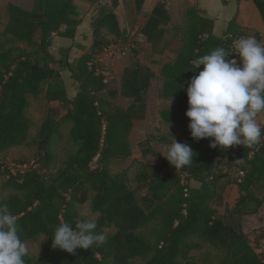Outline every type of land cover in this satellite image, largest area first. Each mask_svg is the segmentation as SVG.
<instances>
[{"label": "trees", "instance_id": "16d2710c", "mask_svg": "<svg viewBox=\"0 0 264 264\" xmlns=\"http://www.w3.org/2000/svg\"><path fill=\"white\" fill-rule=\"evenodd\" d=\"M78 1L98 4L93 20L94 41L91 49L69 62V48L56 58L49 50L53 36L73 37L82 15ZM102 0H34L32 9L8 4V20L0 30V151L28 142L32 126L28 116L30 98L45 92L48 101L59 100V109H49L35 140L36 159L24 173L8 177L2 184L0 204L6 203L17 219L18 235L23 242L44 235L49 245L38 257L25 256V264H264L242 227L244 215L257 213L264 203V125L261 142L251 148L243 145L225 150L209 147L210 138L195 141L189 130L187 87L190 79L203 69L193 70V61L217 47L234 53L233 43L246 34L233 18L223 36L214 33L215 19L195 5L186 9L187 26L172 60L162 64L161 98L174 101L175 107L160 112L169 134L158 138L167 146L177 124L187 129L178 142L194 151L193 162L181 169L147 141H141L143 157L153 155L137 174L146 192L139 195L130 185L126 171L113 174L110 163L132 155L130 135L136 120L146 117L148 90L156 72L135 54L124 68L119 83L100 72L97 57L114 42L104 36L105 29L114 37L126 34L121 29L115 8ZM145 0H135L138 13ZM161 0L141 28L154 52L169 45L166 34L172 20ZM264 19V0H254ZM65 29L62 30V26ZM175 26V25H174ZM38 34V37H37ZM258 42L259 32H254ZM226 59H236L233 54ZM59 64V68L56 64ZM69 69L79 82V91L69 98L61 70ZM183 86V87H181ZM131 99L127 107L115 106L113 99ZM70 122L68 140L75 145L58 165V148L64 140L61 126ZM148 139V136L146 137ZM157 139V138H156ZM237 169V175L229 172ZM189 181L185 183L183 177ZM235 183L239 196L233 208L220 213L227 187ZM7 192V193H4ZM91 201L97 234H106L103 246L76 254L53 249L54 229L61 222L75 228L82 219L80 206ZM106 227H114L107 233ZM152 228L150 233L144 229ZM205 244L219 251L216 263L197 261L191 252ZM141 262H136V259Z\"/></svg>", "mask_w": 264, "mask_h": 264}, {"label": "clouds", "instance_id": "9594fccd", "mask_svg": "<svg viewBox=\"0 0 264 264\" xmlns=\"http://www.w3.org/2000/svg\"><path fill=\"white\" fill-rule=\"evenodd\" d=\"M234 53L217 47L193 61L194 75L187 87L191 137L195 141L210 138V148L222 150L243 145L251 148L261 142L258 116L264 113V45L255 37H239ZM236 54V59H226ZM183 87V86H181ZM177 170L193 162L194 151L173 136L166 152L161 153ZM86 215V214H84ZM54 229L51 247L75 255L95 244L103 246L106 234H97V223L78 219L75 228L61 222ZM28 246L18 235L17 219L6 203L0 204V264H25Z\"/></svg>", "mask_w": 264, "mask_h": 264}, {"label": "rangeland", "instance_id": "374dc122", "mask_svg": "<svg viewBox=\"0 0 264 264\" xmlns=\"http://www.w3.org/2000/svg\"><path fill=\"white\" fill-rule=\"evenodd\" d=\"M13 3L18 7L25 9H32L34 2L31 0H0V30H4L8 20V4ZM186 9L178 10L175 12L176 23L170 24L169 31L166 34L165 39L169 40L167 52H153L150 46H146L144 37L139 34V28L134 34L125 28L126 34L122 38L114 37L107 30H103L102 34L108 36L113 40V44L104 52H102V60L99 64L100 72L104 73L110 82L119 83V75L121 68L127 63H132L135 54L140 60L151 62L158 70L159 65L163 62L173 59L175 52L181 44L182 36L187 26ZM175 25V26H174ZM246 29V30H245ZM246 34L243 37H252L255 32L252 28L245 27ZM38 37V34H37ZM4 37L0 38L3 41ZM240 64V63H238ZM104 71V72H103ZM160 77H157L148 90V110L145 122H139L134 124L133 130L130 135V143L132 146V155L128 158L115 159L110 163V169L113 174L126 171L129 177L130 185L135 188L139 195L146 192V189L142 187L136 176L143 169L144 162L152 161L156 162L153 155L143 157L141 154V147L143 145L141 141H147L144 147L151 145L155 150L164 153L166 152V145L158 142V138L163 135L169 134V127L160 122V112L165 108L175 107L174 101L161 98L159 90L161 87ZM130 100L127 98L119 97L112 100L113 105L127 107ZM48 103L43 95L40 97H31V106L28 109V115L31 118L32 126L30 130V136L28 142L20 147L11 148L4 152L0 151V192L2 191V184L8 177L7 170L16 174L20 167L26 168L32 166L36 159L37 145L35 140L40 130V125L47 115ZM64 133V140L58 148V165L62 164L63 160L69 152L75 150V145L68 140V133L70 130V123L66 122L62 126ZM187 129H184L181 125L177 124L174 130V136L181 137L183 133H186ZM148 136V139L146 137ZM157 138V139H156ZM232 176L237 175V169H233L229 172ZM185 183L190 182L187 176L183 177ZM234 185H231L226 189L224 193V199L220 206V210L224 211L225 208L231 209L236 200L237 188L234 189ZM7 193V192H4ZM86 214V215H84ZM80 216L82 219L95 220L99 217L98 212H94L91 207V201L86 202L80 206ZM256 216V217H255ZM253 219L251 216L247 219L245 224V231L252 242L261 244V249H264V207L261 211L255 215ZM147 233H150L152 228L144 229ZM107 233H113L114 227H106ZM29 253L28 256L38 257L40 256L46 247L49 245L47 238L41 235L37 238L31 239L26 242ZM264 255V250L262 251ZM219 251L213 247L205 244L202 248L193 250L191 257L197 261L208 260L212 263L217 262ZM136 262H141V259H136Z\"/></svg>", "mask_w": 264, "mask_h": 264}, {"label": "crops", "instance_id": "0c3cea01", "mask_svg": "<svg viewBox=\"0 0 264 264\" xmlns=\"http://www.w3.org/2000/svg\"><path fill=\"white\" fill-rule=\"evenodd\" d=\"M160 1L161 0H145L143 3L142 11L140 13H138L137 11L135 0H119V3L117 7L115 8V12L117 14L121 29L126 28L129 31L132 30L134 32H131V33L134 34L135 31H137L139 28L140 36L144 37L143 41L145 42V44H147L146 45L147 47L148 46L151 47L152 51H153L152 45L145 40V35L141 32V28L146 23L148 16L152 14L153 9ZM31 2H34V0H31ZM101 2L102 4L107 5V6L111 5V0H102ZM78 4H79L81 15H82V20H81V23L77 26L75 35L73 37H67V36L55 34L53 36L52 44L49 47L50 52L56 58L63 57L61 55L62 48H69V51L66 54L69 62H73L76 58H79L82 54H84L85 52H88L91 49V46L94 41L93 20L98 13L99 5L98 4L91 5L87 2H82V1H78ZM192 5L205 9L208 12V14L212 18L215 19V27H214L215 34L219 36H223L226 33L229 22L233 18L236 17L237 23L241 26L242 29H245V27H249L250 29L252 28L253 30H255V32L256 31L259 32L262 36V40L260 41V43L264 45V19L254 0H168L166 6L172 17L170 24L176 23V18H175L176 11L178 10L184 11L185 7L188 8L189 6H192ZM170 24L167 27H169ZM65 27L66 26L63 25L61 29L64 30ZM167 51H168V47L165 49L164 52H167ZM102 56L103 55L101 53L97 57L98 67H99L100 61L103 59ZM141 62L150 66L156 72L157 77H160L159 79L163 83V78L161 77L160 70L164 62L161 65H159V68H157L158 70H156V68L153 67L154 65L149 61L141 60ZM128 65H131V64L127 63L121 68L120 75H119V82L121 80V76L123 74L124 68ZM56 67L59 68L58 63L56 64ZM61 79L65 83L68 97L74 98L77 92L79 91V82L76 81L72 77V72L69 69L61 70ZM41 95L44 96L49 106L47 109V114L49 112V109H59L61 107V102L59 100L48 101L46 98L45 92H43L37 97H40ZM119 97L127 98L124 96H119ZM127 99H129L131 102L130 98H127ZM30 102H31V98H30ZM146 117L141 120H136L134 124L139 123V122H145ZM258 122L261 124V127L264 125V113H261L258 116ZM70 127H71V123H70ZM1 152H4V151H1ZM231 185H234L233 186L234 189L237 188L236 200L234 204L231 206L233 208L239 196V188H238V185L235 183H232L229 186ZM263 207H264V203L257 213L248 214V215L243 216L242 227L244 231H245V224H246L247 219H249L252 216L253 219L256 220L255 215H257ZM219 210H220V207H219ZM225 210L226 208L224 209V211L220 210V213H225ZM261 240L264 241V239H261ZM252 244L255 246L257 251L261 250V247H260L261 244H258L255 242H252Z\"/></svg>", "mask_w": 264, "mask_h": 264}, {"label": "built area", "instance_id": "2783aa9c", "mask_svg": "<svg viewBox=\"0 0 264 264\" xmlns=\"http://www.w3.org/2000/svg\"><path fill=\"white\" fill-rule=\"evenodd\" d=\"M26 169H27V168H26L25 166H22V167L19 168V170H18L17 173H19V172H20V173H24V171H25ZM17 173H16V174H17ZM263 250H264V249H261L260 252L262 253Z\"/></svg>", "mask_w": 264, "mask_h": 264}]
</instances>
